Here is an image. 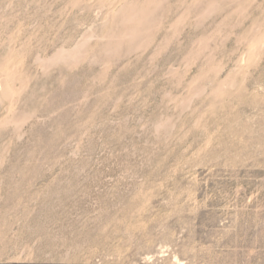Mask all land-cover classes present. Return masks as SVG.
<instances>
[{
	"label": "rangeland",
	"instance_id": "374dc122",
	"mask_svg": "<svg viewBox=\"0 0 264 264\" xmlns=\"http://www.w3.org/2000/svg\"><path fill=\"white\" fill-rule=\"evenodd\" d=\"M0 264H264V0H0Z\"/></svg>",
	"mask_w": 264,
	"mask_h": 264
}]
</instances>
